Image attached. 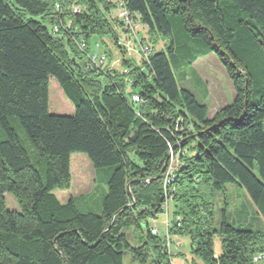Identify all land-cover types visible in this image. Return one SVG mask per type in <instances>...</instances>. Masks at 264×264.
<instances>
[{
  "label": "trees",
  "instance_id": "16d2710c",
  "mask_svg": "<svg viewBox=\"0 0 264 264\" xmlns=\"http://www.w3.org/2000/svg\"><path fill=\"white\" fill-rule=\"evenodd\" d=\"M60 1L0 0V264H170L148 223L165 206L168 234L189 241V264H253L264 228L234 226L225 207L215 226L212 210L214 194L236 184L264 219V0H126L166 46L138 63L122 59V72L89 60L93 38L117 44L113 1L74 0L80 12L59 13ZM211 53L234 98L209 117L172 69ZM50 78L71 115L48 111ZM73 153L108 167L97 212L53 193L69 187Z\"/></svg>",
  "mask_w": 264,
  "mask_h": 264
},
{
  "label": "rangeland",
  "instance_id": "374dc122",
  "mask_svg": "<svg viewBox=\"0 0 264 264\" xmlns=\"http://www.w3.org/2000/svg\"><path fill=\"white\" fill-rule=\"evenodd\" d=\"M113 14L114 7L109 11L107 17L116 34L117 44L110 36H107L103 40L96 37L93 38L90 45V53H97L105 57L103 68L122 72V59L131 60L134 63L140 62L141 58L144 57V53H141L140 50L145 45L152 47L154 51L165 50L166 40L162 36L155 32L147 31L139 23H135L136 35H130L124 32L120 24L112 18ZM95 41L100 44L98 48H94L93 42ZM172 70L177 83L181 87L188 88L200 102L207 105L209 116H212L221 106L233 100L234 92L232 84L224 68L212 53L208 56L198 57L193 63L184 66L182 69H175L173 67ZM181 76H184V78ZM200 79L202 80L200 81ZM206 86L207 95L205 93ZM48 111L52 114L71 115L73 113L72 104L64 96L54 78L49 79ZM19 135L24 138V135L20 131ZM24 141L28 143L27 140ZM194 143L195 141L192 140L191 145ZM174 162L175 160H173ZM70 165L72 176L69 187L66 189H55L53 193L61 203H64L70 196H73L79 199L77 201L82 210L97 212L100 209V201L103 194L106 192L107 174L104 171L108 167L95 169L83 153L71 154ZM5 200L8 209L18 210L16 202L10 194H5ZM245 201L254 206L245 190L236 184H228L224 192H216L213 196V224L216 226L220 221L221 210L224 207L228 208L229 211L236 208L237 213L238 211H244L243 206ZM166 219H171V206L168 208V216H166L165 211L161 212L155 218H150L148 223L149 225H156L157 228H161L165 224ZM252 219L256 220L254 217ZM260 220L264 223L262 217ZM232 224L243 229L263 230V228L254 227L253 223L251 225L246 224L242 219L240 223L233 222ZM128 236L130 242L134 243L133 234L128 232ZM184 240L185 244L181 248V256L184 258L182 262L189 264L193 256L189 251L188 239L184 238ZM213 249L216 255L221 252L220 237L217 235L213 239ZM176 254H173L172 258H174L173 261L178 262L179 259L175 257ZM125 262L131 264L128 257L125 259ZM196 263L199 264V260H196Z\"/></svg>",
  "mask_w": 264,
  "mask_h": 264
},
{
  "label": "built area",
  "instance_id": "2783aa9c",
  "mask_svg": "<svg viewBox=\"0 0 264 264\" xmlns=\"http://www.w3.org/2000/svg\"><path fill=\"white\" fill-rule=\"evenodd\" d=\"M73 1L74 0H61L60 2H57L55 4V10L58 11L59 13H63L65 11H69L71 13L80 12L83 8L79 5H76ZM112 1L114 3V14L112 15V18L117 23L120 24L124 32H127L130 35L135 36L136 35L135 34V23H137V21H135L133 15L128 11L126 7V0H112ZM63 25L65 28H69L70 20H67L65 24H61L62 27ZM52 28H53L52 29L53 33L58 32L57 25H54ZM77 45L80 49L85 48V41L83 40V38L79 37L77 39ZM93 45H94V48H98L100 46V44L97 41L93 42ZM150 50H151L150 47L145 45L144 47H142L140 51L141 53H144L143 55L144 57H146V55L149 53ZM89 60H90L91 66H96V67L99 66L103 68L105 65L104 63L105 57L103 55H98L97 53H90ZM132 98H133V101L135 102L139 101L137 96H133ZM173 160H175V158L170 153L169 167H168L166 175H168L173 170V166L175 164V162L173 163ZM164 182L166 183L167 179H165ZM165 212L167 215V212H168L167 206H165ZM167 227H168V222H166L165 231L163 233H160L156 227H152L151 233L161 234L164 237L165 246L167 248V253L169 256L170 264H185V262H182V261L179 263H176L173 261V258H172L173 254L177 253L179 247L181 246V242L180 240L173 241L171 239L170 235L167 232ZM252 262L253 264H264V253L256 254L252 258Z\"/></svg>",
  "mask_w": 264,
  "mask_h": 264
},
{
  "label": "crops",
  "instance_id": "0c3cea01",
  "mask_svg": "<svg viewBox=\"0 0 264 264\" xmlns=\"http://www.w3.org/2000/svg\"><path fill=\"white\" fill-rule=\"evenodd\" d=\"M208 55H210V54H208ZM208 55H206V56H208ZM204 57V56H203ZM217 59V58H216ZM184 76H185V74H184ZM184 76H181L182 78H184ZM202 79H200V81H201ZM205 93H206V95H207V86L205 87ZM234 98V93H233V97H232V99ZM227 105V104H226ZM225 106V105H224ZM224 106H221L220 108H222V107H224ZM219 108V109H220ZM207 115L209 116V111H208V113H207ZM210 117V116H209ZM71 166V165H70ZM71 168V167H70ZM104 173L105 174H107L108 175V171H104ZM70 175H71V170H70ZM72 176V175H71ZM226 190V189H225ZM70 197H73V196H70ZM69 197V198H70ZM68 198V199H69ZM74 198V197H73ZM67 199V200H68ZM66 200V201H67ZM65 201V202H66ZM64 202V203H65ZM225 210H226V214H227V217H228V219H229V221L230 222H239L240 223V221H241V219L246 223V224H249V225H251L252 223L255 225L254 227H258V228H264V223H263V221L262 220H260V215L256 212V209H255V207L253 206V205H250L248 202L246 203V201L244 202V206H243V210L244 211H238V213H237V211H236V208H234V209H232V210H228V208H226L225 207ZM166 216H168V214L166 215ZM256 218V220H253L252 218ZM168 220L169 219H166V221H165V224L163 225V227H161V228H157V226L156 225H150V226H152V227H156L158 230H159V232L160 233H163L164 231H165V226H166V222H168ZM171 237V239L173 240V241H176V240H180V242H181V246L179 247V249H178V251H177V253L178 254H176V256L175 257H177L179 260H178V262H176V263H179V262H181V261H184V258H182L183 256H181L182 255V250H181V248H182V245H184L185 244V240H184V237H178V236H170ZM174 259V258H173ZM175 262V261H174Z\"/></svg>",
  "mask_w": 264,
  "mask_h": 264
},
{
  "label": "water",
  "instance_id": "95a60500",
  "mask_svg": "<svg viewBox=\"0 0 264 264\" xmlns=\"http://www.w3.org/2000/svg\"><path fill=\"white\" fill-rule=\"evenodd\" d=\"M162 172V171H161Z\"/></svg>",
  "mask_w": 264,
  "mask_h": 264
}]
</instances>
